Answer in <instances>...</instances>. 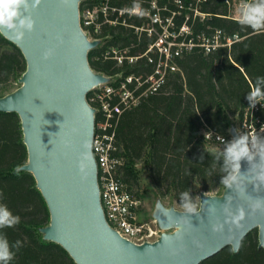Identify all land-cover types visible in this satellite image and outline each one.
I'll use <instances>...</instances> for the list:
<instances>
[{"label":"water","instance_id":"obj_1","mask_svg":"<svg viewBox=\"0 0 264 264\" xmlns=\"http://www.w3.org/2000/svg\"><path fill=\"white\" fill-rule=\"evenodd\" d=\"M79 1L39 0L31 9L34 30L22 40L0 30L25 61L19 87L0 96V113L13 112L20 119L27 162L19 171L33 176L50 217L39 229L42 239L61 246L75 264H200L226 247L237 253L253 230L263 248L264 212L251 213L248 204L249 197H264V189L257 192L251 184L243 193L225 187L216 194L200 192L197 214L156 198L151 218L161 233L151 243H131L107 225L91 148L95 111L86 97L109 79L88 63L89 51L99 43L80 29ZM228 133L232 140L237 127L231 125ZM241 164L244 173L248 164ZM228 195L233 208L246 210L239 226L225 222L221 205ZM220 223L223 230L213 231Z\"/></svg>","mask_w":264,"mask_h":264},{"label":"trees","instance_id":"obj_2","mask_svg":"<svg viewBox=\"0 0 264 264\" xmlns=\"http://www.w3.org/2000/svg\"><path fill=\"white\" fill-rule=\"evenodd\" d=\"M202 10L211 16L196 22L195 32L210 34L218 29L226 38L237 35V39L229 47L209 53L195 48L177 58L178 71L158 92L124 111L116 126L122 158L120 179L140 198L139 178L144 173L156 198L168 197L179 206L182 192L189 191L195 202L200 192L223 188L222 161L216 159L219 152L208 149L211 143L205 135L211 132L230 141L229 118L241 119L250 106L247 94L257 78L264 77V30L254 31L226 18L221 0H208ZM96 52L98 49L88 53L91 69L105 75L120 70L111 60L94 59ZM24 71L19 49L0 34V96ZM26 162L18 115L0 113V204L20 217V223L0 229V235L10 245L22 242V247L12 249L14 258L9 264H75L61 246L44 241L39 233L50 217L33 176L17 171ZM200 264H264V247H258L257 231L253 230L237 253L226 247Z\"/></svg>","mask_w":264,"mask_h":264},{"label":"built area","instance_id":"obj_3","mask_svg":"<svg viewBox=\"0 0 264 264\" xmlns=\"http://www.w3.org/2000/svg\"><path fill=\"white\" fill-rule=\"evenodd\" d=\"M226 18L238 21L242 0H221ZM208 0H80L78 19L82 33L97 41L94 59L111 60L120 70L107 77L87 94L95 111L92 155L97 168L99 200L107 225L120 237L140 245L159 238L154 220L140 221L141 198L128 191L120 179L122 158L115 131L121 114L156 92L169 76L178 71L176 59L192 49L204 53L220 46L229 47L237 35L226 38L218 29L210 34L195 32L196 22L211 15L202 8ZM135 3L146 10L138 16L128 10ZM113 43H116L113 45ZM93 50V49H92ZM134 69V70H133ZM131 72H128V71ZM133 70V71H132ZM239 133L264 134V102L248 107L237 122ZM211 144L224 148L225 136L205 135Z\"/></svg>","mask_w":264,"mask_h":264},{"label":"clouds","instance_id":"obj_4","mask_svg":"<svg viewBox=\"0 0 264 264\" xmlns=\"http://www.w3.org/2000/svg\"><path fill=\"white\" fill-rule=\"evenodd\" d=\"M39 0H0V30H7L15 35L17 40H22L26 33L34 30L35 21L31 16V9ZM138 16L146 15L139 3H135L128 10ZM238 22L248 26L254 31L264 30V0H242L238 9ZM50 55L45 53V57ZM246 99L250 107L264 101V77H258ZM203 155L200 160H203ZM217 161H222L220 183L226 189L243 193L246 185L251 184L259 192L264 189V134L239 133L230 141H224V148L216 156ZM242 161L248 164L247 171L242 173ZM19 171V168L17 169ZM181 206L186 214H197V205L189 191L180 194ZM233 197L228 195L226 203L221 205L226 223L239 226L245 219L246 210L243 206H232ZM248 208L251 213L264 212V197H249ZM20 223V217L13 215L11 210L0 204V229L11 228ZM213 231H222L223 223L214 224ZM22 242L17 240L14 244L0 235V264H9L14 258L13 248L19 249Z\"/></svg>","mask_w":264,"mask_h":264},{"label":"rangeland","instance_id":"obj_5","mask_svg":"<svg viewBox=\"0 0 264 264\" xmlns=\"http://www.w3.org/2000/svg\"><path fill=\"white\" fill-rule=\"evenodd\" d=\"M17 87H19V83H18V79L15 81H12L10 84L7 85V88L5 89V94L9 93L11 91H13L14 89H16ZM4 89V87H1ZM229 122L230 125H235L237 127L238 123L236 121V119L234 118H229ZM231 138V137H230ZM208 149L211 151H215V152H220L221 147L217 146L215 144H209L208 145ZM139 185H140V190H141V201H142V205L140 207V210L138 212V219L140 221H149L151 220V213L153 210V206H154V202H155V194L153 192L150 180L148 179L147 175L144 173L141 175V177L139 178ZM222 190V188L217 189L215 192L213 193H220ZM162 202L164 203V205L168 206V205H174L176 207V209L184 211L182 206L177 205L175 202H172L168 197L163 199ZM197 207H198V197L196 198L195 201Z\"/></svg>","mask_w":264,"mask_h":264}]
</instances>
